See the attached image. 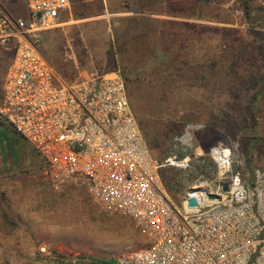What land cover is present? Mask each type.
Masks as SVG:
<instances>
[{"label":"rangeland","instance_id":"374dc122","mask_svg":"<svg viewBox=\"0 0 264 264\" xmlns=\"http://www.w3.org/2000/svg\"><path fill=\"white\" fill-rule=\"evenodd\" d=\"M70 1L40 46L56 76L118 72L158 163L204 151L162 169L172 201L216 185L212 146L231 149L245 181L264 168V0ZM12 58L0 47V102ZM43 170L0 118V264H107L146 246L134 221L105 212L81 181L57 192Z\"/></svg>","mask_w":264,"mask_h":264},{"label":"built area","instance_id":"2783aa9c","mask_svg":"<svg viewBox=\"0 0 264 264\" xmlns=\"http://www.w3.org/2000/svg\"><path fill=\"white\" fill-rule=\"evenodd\" d=\"M70 5L26 0L25 17L0 11V47L13 52L0 118L39 156L54 191L79 180L105 212L128 216L145 234L143 249L107 264H264V168L245 181L233 171L231 149L212 146L216 185L194 186L172 201L161 169L185 168L204 151L158 163L118 72L74 82L56 76L40 46ZM191 196L196 207L188 206Z\"/></svg>","mask_w":264,"mask_h":264},{"label":"crops","instance_id":"0c3cea01","mask_svg":"<svg viewBox=\"0 0 264 264\" xmlns=\"http://www.w3.org/2000/svg\"><path fill=\"white\" fill-rule=\"evenodd\" d=\"M0 11L11 17H25L26 0H0Z\"/></svg>","mask_w":264,"mask_h":264},{"label":"water","instance_id":"95a60500","mask_svg":"<svg viewBox=\"0 0 264 264\" xmlns=\"http://www.w3.org/2000/svg\"><path fill=\"white\" fill-rule=\"evenodd\" d=\"M226 189H227L226 187H223V191H226ZM209 198H215V197L214 196H209ZM187 203H188L189 207H196L197 206V199L194 198L193 196H191L188 199Z\"/></svg>","mask_w":264,"mask_h":264},{"label":"trees","instance_id":"16d2710c","mask_svg":"<svg viewBox=\"0 0 264 264\" xmlns=\"http://www.w3.org/2000/svg\"><path fill=\"white\" fill-rule=\"evenodd\" d=\"M245 9L247 10V6L245 7ZM245 10V13L246 14H248L247 13V11ZM249 15V14H248ZM254 100H256V97L254 98ZM136 115V114H135ZM140 125V124H139ZM141 127V126H140ZM149 145V144H148ZM150 148H151V146H150ZM151 151H152V149H151ZM153 154V153H152ZM155 159V158H154ZM156 160V159H155ZM260 160L258 159H256V165H258L259 166V164H260ZM164 169V168H163ZM160 176H161V179H162V169H161V171H160ZM163 181V180H162ZM163 183H164V181H163ZM164 186H165V184H164ZM165 188H166V186H165ZM166 190H167V192H169V190L166 188Z\"/></svg>","mask_w":264,"mask_h":264},{"label":"bare ground","instance_id":"6f19581e","mask_svg":"<svg viewBox=\"0 0 264 264\" xmlns=\"http://www.w3.org/2000/svg\"><path fill=\"white\" fill-rule=\"evenodd\" d=\"M203 188H205V187H203ZM53 232H54V228L53 229L52 228H49V230L46 231V233H48V234H53Z\"/></svg>","mask_w":264,"mask_h":264}]
</instances>
